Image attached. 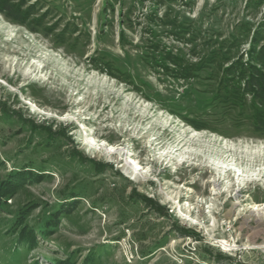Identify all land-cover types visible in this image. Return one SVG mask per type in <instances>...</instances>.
Segmentation results:
<instances>
[{
    "label": "rangeland",
    "instance_id": "rangeland-1",
    "mask_svg": "<svg viewBox=\"0 0 264 264\" xmlns=\"http://www.w3.org/2000/svg\"><path fill=\"white\" fill-rule=\"evenodd\" d=\"M12 4L0 264H264V137L202 65L247 62L264 0Z\"/></svg>",
    "mask_w": 264,
    "mask_h": 264
},
{
    "label": "trees",
    "instance_id": "trees-1",
    "mask_svg": "<svg viewBox=\"0 0 264 264\" xmlns=\"http://www.w3.org/2000/svg\"><path fill=\"white\" fill-rule=\"evenodd\" d=\"M14 1L0 0V14L5 17L11 16ZM24 5V2L19 3L20 7ZM17 15L20 17L19 14ZM262 41L264 42V22L261 23L259 29L254 31L247 62H242L241 57L232 59L227 56L229 54L228 49H230L227 47L225 53L218 51L209 54L202 65H218L219 60L227 62L228 65L218 78L215 91L216 100L224 106L238 105L244 107L247 106L246 98H249L250 105L254 108L252 130L261 133L264 137V43L261 46H256ZM218 66L220 67V65ZM193 67L188 66L183 69L184 79H190L194 75Z\"/></svg>",
    "mask_w": 264,
    "mask_h": 264
},
{
    "label": "bare ground",
    "instance_id": "bare-ground-1",
    "mask_svg": "<svg viewBox=\"0 0 264 264\" xmlns=\"http://www.w3.org/2000/svg\"><path fill=\"white\" fill-rule=\"evenodd\" d=\"M89 146V145H88ZM95 149H96V147H95ZM128 165V164H127ZM126 166V165H125ZM128 168H129V170L130 171H132V172H135V169H132V168H130V167H127L126 166V168H124L125 170H127L128 171ZM229 170H227V172H228ZM126 172V171H125Z\"/></svg>",
    "mask_w": 264,
    "mask_h": 264
}]
</instances>
